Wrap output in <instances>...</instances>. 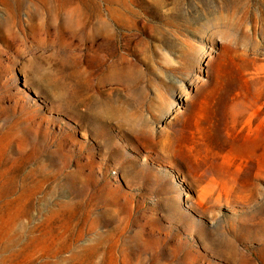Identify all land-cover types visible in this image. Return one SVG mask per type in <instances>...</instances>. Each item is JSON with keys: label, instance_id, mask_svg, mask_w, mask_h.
I'll return each mask as SVG.
<instances>
[{"label": "rangeland", "instance_id": "374dc122", "mask_svg": "<svg viewBox=\"0 0 264 264\" xmlns=\"http://www.w3.org/2000/svg\"><path fill=\"white\" fill-rule=\"evenodd\" d=\"M0 264H264V0H0Z\"/></svg>", "mask_w": 264, "mask_h": 264}, {"label": "bare ground", "instance_id": "6f19581e", "mask_svg": "<svg viewBox=\"0 0 264 264\" xmlns=\"http://www.w3.org/2000/svg\"><path fill=\"white\" fill-rule=\"evenodd\" d=\"M231 251H232V249H231Z\"/></svg>", "mask_w": 264, "mask_h": 264}]
</instances>
